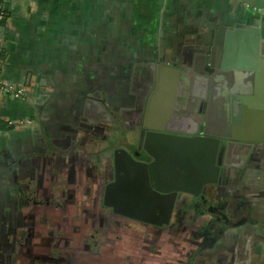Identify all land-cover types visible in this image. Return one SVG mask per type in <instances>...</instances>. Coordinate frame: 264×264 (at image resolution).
<instances>
[{"label": "flooded vegetation", "instance_id": "1", "mask_svg": "<svg viewBox=\"0 0 264 264\" xmlns=\"http://www.w3.org/2000/svg\"><path fill=\"white\" fill-rule=\"evenodd\" d=\"M159 32L163 35L166 30L161 27ZM168 49L172 50L171 54ZM111 51L112 54L106 56L108 74L98 76L95 72L90 85L81 84L84 87L79 90L78 99L67 109L69 116L74 115L66 118L64 125L46 123L43 130L37 131L33 125L29 127L33 128L35 148L43 152L40 158L15 156L4 143L8 130L0 128V264H13L17 251L22 252L27 244L44 248L43 254L34 256L43 258L47 264H72L62 256V251L56 257L50 248L67 244L70 238L74 239L68 235L78 234L83 249L89 254L102 239L106 243L112 240L108 246L117 249L119 261L129 264H263L262 235L257 232L263 230L264 223L261 127L254 138L260 137L262 141L221 138L216 164L222 162L226 175H220L215 182L194 192L178 190L168 222H145L117 213L105 204L106 190L116 179L117 159L123 160L127 153L136 161L150 164L160 157L163 149L160 137L155 134L193 137L203 131L205 135L217 137L229 131L212 119L208 118L207 123L202 120L197 106L187 109L182 117L175 116L169 125L151 124L145 111L143 114L139 111L141 95L145 87L151 86L153 62L165 66L169 56L175 55L188 60L194 52L188 43L183 42L177 48L162 43L141 47L122 44L119 48L113 46ZM170 62L177 66L173 60ZM162 68L151 91L165 85L173 90L174 83L164 76L168 68L161 71ZM194 75L202 85L206 83L202 76ZM224 76L228 78V74ZM180 83L174 88H180ZM216 87L224 103L225 89L220 82ZM238 87V91L248 97L249 107H254L248 94L249 86ZM26 94L25 91L17 98H24ZM238 100L234 99L232 106L234 117L239 120L242 116ZM30 121L7 120L6 125L19 129L18 134L24 136L23 131L29 130L27 122ZM178 124L186 126L187 130H178L181 129L177 128ZM240 131L236 134L244 136ZM173 194V190H163L161 203H168ZM40 204L60 208L61 213L72 209V218L79 214L81 221L75 218V222L65 228L63 216L58 215L57 236L48 231L52 237H43L39 235L41 226L37 225L35 213ZM48 219L44 218L41 224L44 226ZM87 228L92 232L88 233ZM126 231L131 238L121 239L120 233ZM186 244L191 250L187 251ZM82 258L77 257V264L89 262Z\"/></svg>", "mask_w": 264, "mask_h": 264}, {"label": "crops", "instance_id": "2", "mask_svg": "<svg viewBox=\"0 0 264 264\" xmlns=\"http://www.w3.org/2000/svg\"><path fill=\"white\" fill-rule=\"evenodd\" d=\"M0 5L7 14L0 31L3 78L27 93L17 98L0 92V117L3 129L8 130L4 143L18 158H40L43 152L35 148L31 129L43 130L46 123L64 125L74 115L69 116L67 109L78 99L81 84L90 85L95 72L106 76V56L112 54L113 46L122 44L162 43L177 48L183 42L192 46L206 33L209 46L216 42L220 56L230 65L226 67L229 82L223 81L229 85L225 93L248 85L254 108L264 109V8L245 0H0ZM161 27L166 30L163 35ZM164 73L174 83L173 90L161 86L160 95L151 100L147 115L151 124L169 125L175 116L182 117L197 106L205 122L208 117L218 125H232L233 99L225 96L222 103L219 89L206 88L189 69L178 76L172 69ZM176 83H180L179 90L174 88ZM222 109L229 113L223 115ZM7 120H31L27 127L33 128L21 136L19 129L8 128ZM181 125L178 130H187ZM258 128L254 118L240 133L252 141ZM261 246L264 250L262 240Z\"/></svg>", "mask_w": 264, "mask_h": 264}, {"label": "water", "instance_id": "3", "mask_svg": "<svg viewBox=\"0 0 264 264\" xmlns=\"http://www.w3.org/2000/svg\"><path fill=\"white\" fill-rule=\"evenodd\" d=\"M245 2L255 8H264V1L262 0H245ZM257 21L258 19L255 18L254 24H257ZM242 26V24L236 25V27ZM207 35L203 33L197 40L198 42L190 46L194 52L192 56H189L188 60L184 61L182 56H173L174 63L177 66L183 65L181 69L173 68L169 60L165 66L156 65L153 62L151 68V86L149 88L145 87V91L141 95L142 101L139 111L142 114L145 111L147 117L149 113L147 108L150 107L151 100H156L157 95H160L161 86H157V90L153 89L151 91V89L154 86V82L159 79V70L162 67L161 71L167 68L172 69L176 76H178L181 70L187 68L205 79L206 83L204 86L206 88L210 87L213 90L217 83L220 82L225 91L226 88L228 89L229 85H224V77L220 79L219 76L222 74L227 75L228 71H226V67L230 65L226 62L225 56H220L216 42L209 46L207 43L209 42L208 39H205ZM226 79L229 82V79ZM224 95L227 99L234 100L239 98V111L241 112L240 116H242L239 120L235 119V109L232 107V111H230V114H233V117H230L232 125L228 126V123L223 124V128H229L227 134H221L217 137L205 135L203 131H201V134L193 137H179L174 134H155L154 136L160 137L159 142L163 149L160 157H156V160L150 164L136 161L127 153L123 160L121 158L117 159L116 179L106 190L105 204L112 206L117 213L145 222L160 224L168 222L174 205V196H176L178 190L194 192L196 188L199 190L204 185L215 182L220 175H226L227 169L222 168V162L220 165L216 164L217 156L222 146L221 138L233 137V139L250 142V140L238 136L236 132L247 130L249 120L251 121L255 118L258 119V125L261 127L260 132H262L264 139V109L249 107V99L241 91H235L232 94L228 91L227 93L224 92ZM145 106L147 107L146 110H144ZM227 113H229L228 109L227 112L225 109H222L223 115ZM207 121L208 117L206 118V123ZM145 126L148 127L147 125ZM258 130L259 128L257 132ZM263 139L259 137L251 142L262 141ZM165 189L173 190L175 194H173V199L168 203H161L160 193ZM262 227L263 230L258 229L257 232L261 233L263 236L262 241H264V223Z\"/></svg>", "mask_w": 264, "mask_h": 264}, {"label": "rangeland", "instance_id": "4", "mask_svg": "<svg viewBox=\"0 0 264 264\" xmlns=\"http://www.w3.org/2000/svg\"><path fill=\"white\" fill-rule=\"evenodd\" d=\"M86 204H88V201H86ZM30 209L31 208H29L28 210L30 211ZM35 213H36L37 225L38 227L41 226L39 235H42L43 237L44 236L52 237L51 234H47L48 231H52V233L55 236H57V232H58L57 216L58 215L63 216L62 223L65 226V228H69L68 224L69 223L73 224L75 222V218L81 221V216L79 214L76 216L74 215V218H72L73 210L69 208L66 209L64 213H61L60 208L45 207L43 204H40L39 207L36 208ZM47 217L49 219L43 226L41 222L42 220H44V218H47ZM86 231H88V233L92 232L88 228L86 229ZM68 236L69 237L73 236L74 239L70 238L67 244L63 243V245H56V247L50 248V250L52 249L51 252H53L56 255V257H59L58 254L60 251H62V256L65 259H69L72 264H77L78 262L77 257L79 256L83 257L82 259L89 261V262L82 261V264H129L128 261H125V262L119 261L118 260L119 254L117 253V249H114V248L112 249L111 247L108 246L112 240L106 243L105 241H102L103 240L102 239L98 247L95 248L93 251H90V254H89V252L83 249L82 247L83 243H81L80 241L79 234L77 236L76 235H68ZM114 237L115 235H113V238ZM120 238L130 239L131 238L130 232L126 231L124 233H120ZM55 242L58 243L59 241H55ZM186 246H187V251L191 250L190 248L191 246L189 247L188 244H186ZM42 249L44 248H36L34 246H30L27 244L22 252L17 251V254H15L16 256H14L13 264H47L45 260H43V258L41 259L39 257L34 256L35 254H38V253L39 255L43 254L44 251ZM32 258H33V261H32ZM50 264H55V263L51 262Z\"/></svg>", "mask_w": 264, "mask_h": 264}, {"label": "built area", "instance_id": "5", "mask_svg": "<svg viewBox=\"0 0 264 264\" xmlns=\"http://www.w3.org/2000/svg\"><path fill=\"white\" fill-rule=\"evenodd\" d=\"M7 14L0 5V31L5 25ZM0 92L11 94L15 97L21 96L25 92V88L22 86H15L3 78L2 69L0 67Z\"/></svg>", "mask_w": 264, "mask_h": 264}, {"label": "trees", "instance_id": "6", "mask_svg": "<svg viewBox=\"0 0 264 264\" xmlns=\"http://www.w3.org/2000/svg\"><path fill=\"white\" fill-rule=\"evenodd\" d=\"M3 121L0 119V128H3Z\"/></svg>", "mask_w": 264, "mask_h": 264}]
</instances>
